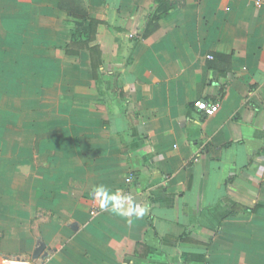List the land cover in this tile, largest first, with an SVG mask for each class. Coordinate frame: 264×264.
<instances>
[{"label":"crops","instance_id":"1","mask_svg":"<svg viewBox=\"0 0 264 264\" xmlns=\"http://www.w3.org/2000/svg\"><path fill=\"white\" fill-rule=\"evenodd\" d=\"M165 2L0 0V264H264V0Z\"/></svg>","mask_w":264,"mask_h":264},{"label":"trees","instance_id":"2","mask_svg":"<svg viewBox=\"0 0 264 264\" xmlns=\"http://www.w3.org/2000/svg\"><path fill=\"white\" fill-rule=\"evenodd\" d=\"M165 0H155L156 8L152 12V18L158 19L160 14L167 12ZM162 7L163 10H162ZM59 9L63 10V6L59 5ZM74 18V16H73ZM76 21L73 25L72 42L65 46L62 51L65 55L76 56L80 51H87L91 64V70L96 77L103 69V61L99 47L93 45L95 42L97 22L82 16H75Z\"/></svg>","mask_w":264,"mask_h":264},{"label":"clouds","instance_id":"3","mask_svg":"<svg viewBox=\"0 0 264 264\" xmlns=\"http://www.w3.org/2000/svg\"><path fill=\"white\" fill-rule=\"evenodd\" d=\"M95 192L98 196L101 197V200H100L101 208H108L109 205L111 204L113 210H115L116 208H119L121 206L120 205L121 197L115 194H109L108 190L105 189L103 185L98 186L95 189ZM126 199H130V197ZM139 214L141 215L143 214L142 210Z\"/></svg>","mask_w":264,"mask_h":264},{"label":"built area","instance_id":"4","mask_svg":"<svg viewBox=\"0 0 264 264\" xmlns=\"http://www.w3.org/2000/svg\"><path fill=\"white\" fill-rule=\"evenodd\" d=\"M209 59H211V57H209ZM193 106L206 118L212 117L219 109V104L216 102L197 101ZM130 181V178L126 179L127 183H129Z\"/></svg>","mask_w":264,"mask_h":264}]
</instances>
